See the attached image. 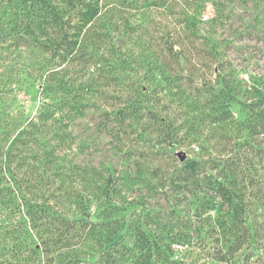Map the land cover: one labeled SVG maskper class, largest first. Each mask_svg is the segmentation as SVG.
Segmentation results:
<instances>
[{"label":"rangeland","instance_id":"obj_1","mask_svg":"<svg viewBox=\"0 0 264 264\" xmlns=\"http://www.w3.org/2000/svg\"><path fill=\"white\" fill-rule=\"evenodd\" d=\"M151 1L0 0V167L25 202L66 219L41 220L46 264H264V154L244 146L238 121L252 81L264 87V0ZM75 42L83 57L68 60ZM59 67L50 81L70 84L79 111L68 122L44 112L63 92L40 83ZM220 73L238 122L215 120ZM233 146L252 165L245 195L260 196L237 216L209 184ZM55 229H68L69 248L57 249Z\"/></svg>","mask_w":264,"mask_h":264},{"label":"trees","instance_id":"obj_2","mask_svg":"<svg viewBox=\"0 0 264 264\" xmlns=\"http://www.w3.org/2000/svg\"><path fill=\"white\" fill-rule=\"evenodd\" d=\"M162 4L161 1L153 0L149 4L150 6L153 5L154 7H158ZM216 7H218V3L215 4ZM218 9V8H217ZM218 15L212 19V23H215L219 21V12H217ZM206 18H208V15H206ZM76 43V42H75ZM84 47L82 46L81 43H76L69 51V57L68 60L72 59H80V57H83L84 54ZM96 57V56H95ZM92 58V56H90ZM87 59H84L86 61ZM84 68V67H83ZM63 69L59 67V69H49L47 71V74L44 76L45 78L43 79V82L40 83L41 86V91L43 93H46L49 95L50 93H57L58 91L61 92H67L69 93L68 90H70V84H67V82H62L60 81L56 86L51 83L50 79L51 77L55 75H60L63 73ZM52 73V74H51ZM220 84L222 85V89H219L218 91H215V96L217 93V101L214 103L215 107L212 108L213 111L215 112V120L218 121H228L232 120L233 122H240L241 125H243L244 132L246 134L242 135V139L244 141V146L249 151H252L255 153H261L264 154V149L263 147H260V142L256 143L258 139V135H261L262 137L260 140H264V87L260 85L259 82L257 81H252L251 87H249L253 93H255V97L250 99L248 103H242L238 102L240 104H243V107L246 108L248 113V117L245 118L244 120H236L238 119L236 115L232 114L230 111V105L229 103L224 101V96L228 97L231 94L236 95L234 93V90H228L227 91V81L225 75L220 73L218 75ZM206 81H204L205 83ZM89 85H86L85 88L82 86H79L82 92H84L86 89H88ZM226 92H224V90ZM208 90L213 91L212 87H208ZM246 88H244V92H249ZM61 93L59 95L52 97V100L54 102L52 103H47L45 101L44 105V112H49L50 109L52 111L49 114L50 116L52 115H57L56 120L59 122L66 121L68 122L70 117L72 116L73 109H76L75 106L71 105L69 99H67V95ZM48 97V96H47ZM221 100V101H219ZM213 104V103H212ZM76 112H79L76 109ZM123 112L119 111L118 113ZM57 113V114H56ZM60 113V114H59ZM124 114V113H122ZM41 116L42 118H49L50 116ZM247 116V115H246ZM163 123V122H162ZM34 124H32L30 127H32ZM166 127V128H165ZM166 133V138H172L173 132L169 130V127L164 124V129ZM175 130V129H174ZM170 131V132H169ZM173 131V129H172ZM24 131H21L20 136ZM58 138H62L61 136H57ZM19 138L16 139V142H19ZM241 145V144H240ZM239 145V146H240ZM239 146H233L232 150L230 151V154L226 157H218V159H214L216 161V166L215 168L218 169V175L220 176V179H214L209 182L210 187L212 189H215L220 197H223L225 201L228 202V204H232V209H233V215L237 216L240 215L241 213H244L247 210V206L250 204V197H254V199L258 202L259 201V195H249L246 196V185L244 186L245 182V177L249 176L250 173H248V170L250 166V162L247 160L245 151H241L240 149H237ZM9 154V152H8ZM63 162V161H62ZM264 162V161H263ZM263 167V166H262ZM65 168L64 166L58 164L57 165V170L61 169L63 170ZM7 168H2L0 167V183L4 182L5 185L7 186H1L0 190V218H3V221H0V240H2V244L5 243L4 239L8 238L7 240H12L16 241L14 245L11 246L10 249H5L4 246L7 245H2L0 247V264H30V261L33 260L32 255L37 254L38 256V264H46L49 259L47 256L46 259H44V254L49 251V243L46 239H43L41 237V233L43 229H40L41 226H43V222L41 221L42 219H54L55 211L51 212L50 208L45 206L44 204H30L27 203L23 200L22 197V190L18 184V181L15 177H13L12 173L7 174ZM246 173V175H244ZM60 174H63L65 176L64 172H60ZM249 183H254V181ZM245 188V189H244ZM249 197V198H248ZM5 198V199H4ZM254 200V201H255ZM89 202V199L87 197H78V201H76V204H78L80 207H82L83 210H86L87 204ZM253 204V203H252ZM23 206V208H22ZM5 210V215H2V211ZM57 218L63 220L61 221L64 222L66 221L65 218L60 217L58 215H55ZM244 221V220H243ZM4 222V223H3ZM75 222H80L79 220H73L72 223ZM68 225V222H65ZM83 224V222H82ZM104 225H110L109 222H107ZM81 225H79L80 227ZM72 228V227H70ZM246 227H243V231H246ZM59 230V231H58ZM248 230V229H247ZM45 231V230H44ZM57 233V241L60 242V245L57 247L59 251L62 249H67L69 248V239L70 236L68 234V229L67 230H60V229H55ZM51 232V231H49ZM144 233V232H143ZM28 236L29 237V242L28 243L24 238L22 240V235ZM116 232L111 231L109 236L107 237V244L112 245L116 242L115 237H116ZM117 239V238H116ZM238 240V239H237ZM145 244H149L147 239L144 240ZM239 242V241H238ZM23 248V249H22ZM146 250H149L150 246L145 245ZM232 249V246L229 245L228 250L230 251ZM18 251H21L19 253ZM228 251V252H229ZM8 252L9 253V259L5 256ZM43 254V255H42ZM59 253H57L58 255ZM60 255V254H59ZM58 255V256H59ZM43 258V260H42ZM57 264H61L60 262H57ZM64 264H72L70 261H66Z\"/></svg>","mask_w":264,"mask_h":264},{"label":"water","instance_id":"obj_3","mask_svg":"<svg viewBox=\"0 0 264 264\" xmlns=\"http://www.w3.org/2000/svg\"><path fill=\"white\" fill-rule=\"evenodd\" d=\"M181 158H183V157H181Z\"/></svg>","mask_w":264,"mask_h":264}]
</instances>
